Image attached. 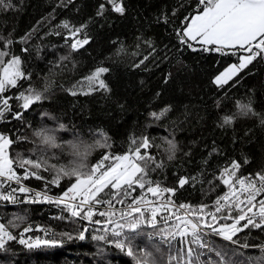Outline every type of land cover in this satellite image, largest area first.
I'll use <instances>...</instances> for the list:
<instances>
[{
	"label": "trees",
	"instance_id": "trees-1",
	"mask_svg": "<svg viewBox=\"0 0 264 264\" xmlns=\"http://www.w3.org/2000/svg\"><path fill=\"white\" fill-rule=\"evenodd\" d=\"M103 2L11 0L12 7L0 9V51L8 52L0 63V75L12 56H19L21 69L31 74L5 95L15 97L31 88L45 97L27 111L19 108L22 101H10L14 111L24 113L22 120L6 114L0 121V133L13 139L8 149L10 158L14 162L45 158L49 165L68 167L81 158L70 145L77 143L81 152L83 146L92 145L88 159L91 167L104 154L122 155L133 147V140L147 137L151 147L142 148L141 153L163 165L156 168L150 163V178L164 187H176L175 199L192 204L212 202L225 191L219 176L230 161L240 163L238 176L264 171V57H257L228 84L218 86L213 83L214 76L228 64L237 63L239 53L192 51L179 43L177 30L193 14L197 0H123L124 14L106 4V11L98 16ZM65 21L70 27L87 25L89 43L76 50L70 47L71 40L65 43ZM78 38L83 39V34ZM8 40L12 43L6 47ZM98 67L109 69L101 78L110 91L83 94L88 91L85 78ZM78 82H85L83 92L77 89L73 96L68 90ZM249 99L255 115L242 116L238 102ZM152 112L159 118L152 117ZM225 115L234 117L230 124L223 123ZM42 128L55 130L61 148H48L41 142L35 133ZM105 139L107 148L94 146L96 140L103 143ZM169 140L177 146L171 160ZM14 168L22 171L15 163ZM39 175L51 180L54 173L42 169ZM181 176L196 180L180 188ZM27 181L45 189L44 181L34 177ZM68 186L70 178H62L60 186L50 185L48 191L61 192ZM61 215L66 219H58ZM67 216L60 207L47 202L0 201V223L12 221L9 227L14 235L32 226L27 236L61 241L55 247L36 249L9 242L6 250H0V264H136L114 246L94 240V235L101 234L92 230L95 226H89L86 238L80 240L78 233L87 222ZM18 217H24L23 221ZM40 229L54 236H46ZM148 231L151 229L145 227ZM236 239L241 246L220 238L210 241L226 252L233 264H248V257L261 255L264 229H246ZM134 244L152 252L157 264H166L168 246L155 237L149 240L142 235ZM244 244L248 247H242ZM156 246L164 253L163 258L155 251ZM209 258L217 259L212 253L202 257Z\"/></svg>",
	"mask_w": 264,
	"mask_h": 264
},
{
	"label": "snow or ice",
	"instance_id": "snow-or-ice-1",
	"mask_svg": "<svg viewBox=\"0 0 264 264\" xmlns=\"http://www.w3.org/2000/svg\"><path fill=\"white\" fill-rule=\"evenodd\" d=\"M106 4L116 13L122 15L125 12L123 0H104L98 7V16L104 14ZM12 6L11 0H0V9ZM62 26L68 30L65 43L71 40L70 47L73 50L89 43L85 31L87 25L70 27L65 21ZM81 34L84 36L83 39L78 38ZM177 37L181 45L192 51L233 56L239 53V63L230 65L214 78L213 83L222 87L257 57H264V0H197L193 14L186 17L183 27L177 30ZM11 43L12 41L8 40L6 47ZM7 55L8 52L0 51V63ZM108 72L107 67H98L86 77L87 92H83L82 84L85 82H78L68 91L73 96L77 95V89L85 95L109 92V86L101 78L102 74ZM30 77V73L26 74L21 69L19 56H12L4 65L3 74L0 75V121L4 120L6 114H11L16 120L23 119V111H14L10 101H22L19 108L27 111L45 98L40 91L31 88L15 97L5 95L9 89L18 87V81ZM238 107L242 116L255 115L250 99L247 103L238 102ZM150 115L159 118L155 112ZM233 119L232 115H225L223 123L230 124ZM261 123H264V118L261 119ZM59 127L63 129L65 126L61 124ZM35 134L48 148H61L57 143L54 129L42 128ZM99 135L103 137V133ZM12 144V138L0 133V201L11 204L24 202L55 204L62 212L68 213L67 219L87 222L81 226L78 233L80 240L86 238L90 231L89 226H95L92 230L98 229L101 234L94 235L92 237L94 240L114 246L132 257L136 264H157L152 252L137 249L135 246L134 241L142 235H146L149 240L158 237L168 246L166 264H233L227 253L217 249L209 237H219L239 247L240 242L236 239L239 233L246 229H264V171L257 172L254 176L251 174L238 176L241 165L235 160L230 161L219 176V180L228 191L218 197L214 210L208 211L206 204L195 207L186 203L176 204L172 197L177 188L163 187L159 181L150 178L149 164H155L156 168L163 165L157 164L150 155L141 153L142 148L151 147L147 137L140 141L133 140V147L122 155L104 154L102 159L91 167L81 164L57 168L56 165H49L45 158L19 159L14 162L8 154ZM70 145L76 150L77 155L83 157L89 155L92 147L83 146L84 150L81 152L80 144ZM168 145V151L171 153L168 158L171 160L177 146L172 140L168 141ZM94 146L107 148L108 144L106 139L103 143L96 140ZM14 163L24 170L22 176L17 173ZM42 169L54 173L51 180L39 175ZM30 177L44 181V191L33 192L22 183V180ZM62 178H70V186L58 196L49 195V186H60ZM72 178L74 182H71ZM195 180L196 177L181 176L178 178V186L183 188ZM13 181L17 185L15 188L11 186ZM136 192H139V195H133ZM20 194H24L23 200ZM18 219L23 221L24 217ZM58 219L64 220L66 217L61 215ZM10 225H13L12 221H9L8 225L0 223V250H6L9 242H18L28 249L55 247L61 243L56 238L27 236L26 234L32 231V226L25 227L19 235H14L10 231ZM145 227L151 231L145 232ZM40 230L45 232L46 236H54L47 229ZM63 235L72 239L67 233ZM242 247L247 248L248 245L244 244ZM260 249L261 255L248 257V264H264V245H261ZM155 251L163 258L164 253L158 246L155 247ZM208 253L214 254L217 259L203 260L202 257Z\"/></svg>",
	"mask_w": 264,
	"mask_h": 264
},
{
	"label": "bare ground",
	"instance_id": "bare-ground-1",
	"mask_svg": "<svg viewBox=\"0 0 264 264\" xmlns=\"http://www.w3.org/2000/svg\"><path fill=\"white\" fill-rule=\"evenodd\" d=\"M23 110V109H22ZM23 169H22V171H20V172H17L19 175H21L22 176V174H23ZM248 175H250V174H248ZM248 175H246V176H248ZM254 176V175H253ZM22 181H24L26 184H24L26 187H28L29 189H31L33 192H35L36 190H41V191H44L43 189H40V188H37V187H34V186H32L31 184H29L28 183V181L27 180H22ZM11 186L13 187V188H15V187H17V185L16 184H11ZM164 187V186H163ZM67 188H65L64 190H66ZM226 190H227V188L225 189V191L222 193V194H220L218 197H220L221 195H223L225 192H226ZM62 193V191L61 192H51V191H48V194L49 195H52V196H58V195H60ZM218 197L215 199V200H213L212 202H208V203H197V204H194V205H199V204H206V205H208V207H210V208H213L214 206H215V202L217 201V199H218ZM20 198H21V200H23V198H24V194H20ZM180 202H182V201H180ZM192 204V203H191ZM156 239H158L159 241H160V239L158 238V237H155Z\"/></svg>",
	"mask_w": 264,
	"mask_h": 264
},
{
	"label": "built area",
	"instance_id": "built-area-1",
	"mask_svg": "<svg viewBox=\"0 0 264 264\" xmlns=\"http://www.w3.org/2000/svg\"><path fill=\"white\" fill-rule=\"evenodd\" d=\"M23 175V174H22ZM22 183L23 184H26L24 181H22ZM11 184H16L15 183V181H13V182H11ZM27 186V185H26ZM36 191H41V190H36ZM35 191V192H36ZM228 191V188H227V190H226V192ZM42 192V191H41ZM133 195H139V192H136V193H133ZM167 195H171V194H166V196ZM224 195V194H223ZM223 195H221V196H223ZM220 196V197H221ZM259 198V197H258ZM172 199H174L175 200V202H176V204H181V203H186V204H190V205H192V206H199V205H201V204H199V205H194V204H191V203H188V202H180V201H177L176 199H175V195L172 197ZM117 207H119V206H117ZM215 207V206H214ZM214 207L213 208H210V207H208V211H213L214 210ZM102 210V209H101ZM212 238H219V237H215V236H212V237H209V240H212ZM220 239H222V238H220Z\"/></svg>",
	"mask_w": 264,
	"mask_h": 264
},
{
	"label": "clouds",
	"instance_id": "clouds-1",
	"mask_svg": "<svg viewBox=\"0 0 264 264\" xmlns=\"http://www.w3.org/2000/svg\"><path fill=\"white\" fill-rule=\"evenodd\" d=\"M88 159H89V155L86 157L81 156V158L77 161H75L74 163L70 162V164L68 165V167H72L74 165H84V166H88Z\"/></svg>",
	"mask_w": 264,
	"mask_h": 264
},
{
	"label": "rangeland",
	"instance_id": "rangeland-1",
	"mask_svg": "<svg viewBox=\"0 0 264 264\" xmlns=\"http://www.w3.org/2000/svg\"><path fill=\"white\" fill-rule=\"evenodd\" d=\"M239 63V61L237 62V63H230V64H228L227 66H225L220 72H218L215 76H214V78L217 76V75H219L221 72H223L226 68H228L230 65H232V64H238ZM214 78H213V81H214ZM22 103V102H21ZM20 103V104H21ZM225 223H230V221H224Z\"/></svg>",
	"mask_w": 264,
	"mask_h": 264
},
{
	"label": "water",
	"instance_id": "water-1",
	"mask_svg": "<svg viewBox=\"0 0 264 264\" xmlns=\"http://www.w3.org/2000/svg\"><path fill=\"white\" fill-rule=\"evenodd\" d=\"M3 74V69L1 70V75Z\"/></svg>",
	"mask_w": 264,
	"mask_h": 264
}]
</instances>
